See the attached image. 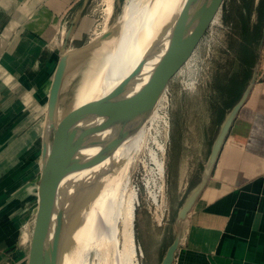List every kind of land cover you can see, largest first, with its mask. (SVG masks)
Segmentation results:
<instances>
[{
	"label": "crops",
	"instance_id": "0c3cea01",
	"mask_svg": "<svg viewBox=\"0 0 264 264\" xmlns=\"http://www.w3.org/2000/svg\"><path fill=\"white\" fill-rule=\"evenodd\" d=\"M88 1L0 0V113L6 98L27 112L38 100L47 112L55 73H50L48 63L52 54L59 53L54 51L55 39L66 18L81 13ZM236 2L239 5L244 0ZM252 2V23H262L255 44L256 82L222 149L213 177L184 222L174 264H264V0ZM53 15L56 20H52ZM54 26L59 29L53 35ZM58 55L60 60L61 53ZM37 84L46 91L44 101V92L38 95ZM0 116L1 124L3 114ZM209 126L200 131V136L182 141L185 146L202 148L203 153L188 157L182 164L177 184L180 201L197 183L208 160L220 125ZM175 139L173 133L172 141ZM35 193L37 197L39 191ZM172 218L169 214L167 224L153 238L140 233L138 243L145 257L152 255V247L160 255L166 252L175 236ZM9 228L0 227V264H28L29 243L20 237V229L16 232Z\"/></svg>",
	"mask_w": 264,
	"mask_h": 264
},
{
	"label": "rangeland",
	"instance_id": "374dc122",
	"mask_svg": "<svg viewBox=\"0 0 264 264\" xmlns=\"http://www.w3.org/2000/svg\"><path fill=\"white\" fill-rule=\"evenodd\" d=\"M134 1L136 4L139 0ZM127 2L128 0H114L113 15L111 19L107 20L106 0H89L81 13L79 12L75 17L70 14L64 21L67 23H63V27L55 39L54 51H58L60 54L62 46L66 43V50L77 52L78 55L73 59L64 82L60 112H65L75 105L81 89L89 78L103 68L111 48L106 41H100L102 34L98 35L97 33L106 25L107 31L117 28ZM245 2L248 4L246 7L252 10V0H245ZM253 11L254 9L251 12ZM226 12L229 15L227 22L223 20ZM246 13L248 12L246 11ZM241 14L236 0H227L222 12L212 24L192 58L171 81L166 106L170 122L168 137L164 139L165 131L161 122L146 124V140L143 139V143L141 141L143 147L135 150L133 155L135 157L132 158L128 172L130 175L128 176L129 189L138 192L136 203L140 204L138 206L137 203L135 221L136 242L140 249L138 243L140 233L153 238L163 228L156 225L151 214L155 211L153 202L158 201L159 207L162 205L160 200H162L163 194H165L164 197L166 196L175 224L178 209L183 202L180 201L177 193L178 174L184 160L203 153L202 148L194 145L185 146L182 141H185L189 136H200V131L210 127L209 125H214V127L220 125L228 111L224 108L225 106L220 104L215 106L212 100L214 93L212 83L219 77V79L224 77L223 81L228 80L238 68V52L235 50H238L242 43L240 33L245 26L244 22L247 21V19L242 21ZM52 20H56L54 15ZM239 20V28L235 29L233 24ZM71 27L73 32L67 39L66 36ZM63 28H66L65 34L62 33ZM58 29L57 26H54L51 29V34L54 35ZM230 46L234 47L233 52L229 50ZM36 88L38 92L40 85ZM43 89H40L38 93L39 95L44 92L42 101L46 98V91ZM19 90L24 92L23 89ZM34 101L32 111L27 112L26 109L22 110L20 105L18 107L11 99L6 98L3 113H0V115L3 114V122L0 124V227H10L16 232L20 229V237H25L27 243L31 239L39 205V194L37 197L32 195L37 190L39 191L42 144L44 143L47 119L44 111L45 106L38 100ZM28 116L29 120L23 123ZM30 131L39 135L26 144L23 138ZM173 133L176 138L174 141H172ZM156 141L166 143L165 175L162 179L158 176L151 158L152 152L159 153ZM24 143L27 146L25 150H22ZM157 196L158 198L155 200L154 198ZM152 250V255L148 258L144 256V253L139 254L140 264H161L165 253L160 255L156 247H152Z\"/></svg>",
	"mask_w": 264,
	"mask_h": 264
},
{
	"label": "water",
	"instance_id": "95a60500",
	"mask_svg": "<svg viewBox=\"0 0 264 264\" xmlns=\"http://www.w3.org/2000/svg\"><path fill=\"white\" fill-rule=\"evenodd\" d=\"M225 1H187L172 29L166 52L154 67L149 80L138 91L126 95L130 84L142 73L148 56L144 57L132 73L107 96L60 112L64 82L73 59L78 55L77 52L66 50L64 43L49 92L47 120L50 124L49 128L46 125L44 133L39 205L29 241L28 264H54L53 252L56 244L50 239V235L55 214L57 221L54 229L60 230L65 227L64 211L58 209L63 197L60 194L62 182L72 173L93 167L110 158L142 129L162 95L168 90L171 81L196 52L221 13ZM72 32L71 27L67 39L71 37ZM113 33L114 30L107 31L100 41L107 40ZM161 39L162 37L158 42ZM255 82L256 67L253 68L252 76L239 100L225 113L202 174L178 209L175 236L161 264H174L184 222L213 177L222 149L240 111L248 101ZM96 118L103 121L92 125L86 124L87 121ZM94 148H98V151L93 156L85 157L84 152ZM24 238L23 241L27 242Z\"/></svg>",
	"mask_w": 264,
	"mask_h": 264
},
{
	"label": "bare ground",
	"instance_id": "6f19581e",
	"mask_svg": "<svg viewBox=\"0 0 264 264\" xmlns=\"http://www.w3.org/2000/svg\"><path fill=\"white\" fill-rule=\"evenodd\" d=\"M113 1L106 0L107 20L111 19L114 12ZM187 1L139 0L135 4L134 0H128L117 28L105 40L111 52L103 68L89 78L73 107L107 96L148 56L142 73L130 84L126 95L138 91L149 80L154 67L166 52L172 29ZM107 28L106 25L97 34H105ZM65 29H62L64 34ZM158 43L162 44L159 46ZM58 61L59 55H52L48 63L50 73L55 72ZM167 102L168 90L146 122H161L165 131L164 139L168 137L170 127ZM27 120L29 116L23 123ZM46 121L49 128L50 123L47 119ZM102 121L103 119L96 118L86 124ZM146 124L113 156L93 167L72 173L62 182L60 194L63 197L58 209L64 211L65 227L54 229L57 221L55 214L50 235V239L56 244L53 252L54 264H140L139 254L142 255L143 252L137 245L135 232L138 192L129 189L128 172L135 150L143 147L141 141L146 140ZM38 135L30 131L23 139L25 143H30ZM25 143L22 150L26 149L28 143ZM157 144L159 153L152 152L150 157L162 179L165 175L166 143L162 141ZM97 151L98 148L86 150L84 155L90 157ZM32 196L35 197L36 193ZM157 198L158 196L154 199Z\"/></svg>",
	"mask_w": 264,
	"mask_h": 264
},
{
	"label": "trees",
	"instance_id": "16d2710c",
	"mask_svg": "<svg viewBox=\"0 0 264 264\" xmlns=\"http://www.w3.org/2000/svg\"><path fill=\"white\" fill-rule=\"evenodd\" d=\"M246 4L245 0L244 3L239 4L238 8L241 9V19L242 21L247 19V21L244 22V28L243 31L240 33L242 37V43H240V47L238 50H235L233 46L229 47V50L233 52L234 50L238 52L237 55V70L234 75H231V77L223 81L222 79L216 78L214 82L212 83L213 87V96L212 100L217 107V104L221 106H225L224 108L226 110H229L232 108V106L239 100L242 92L244 91L245 87L247 86L249 79L252 76L253 68L256 62V52H255V44L258 41L259 33L261 31L262 23L259 21L256 24H253L251 22V14L253 10V2H252V10ZM247 8H249L247 10ZM248 13H246V11ZM229 15L226 13V15L223 16V20L225 22L228 21ZM240 20L238 22H235L233 24L235 29L239 28Z\"/></svg>",
	"mask_w": 264,
	"mask_h": 264
},
{
	"label": "built area",
	"instance_id": "2783aa9c",
	"mask_svg": "<svg viewBox=\"0 0 264 264\" xmlns=\"http://www.w3.org/2000/svg\"><path fill=\"white\" fill-rule=\"evenodd\" d=\"M161 202H162V205L160 207L158 206V201L153 202L155 211L153 213L150 211L158 227H164L167 224L168 219H169V214H170V211H169L170 209L168 206L166 196L162 197ZM138 206H140L139 203H138Z\"/></svg>",
	"mask_w": 264,
	"mask_h": 264
}]
</instances>
